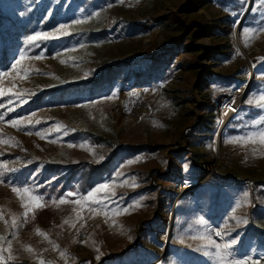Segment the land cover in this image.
Returning a JSON list of instances; mask_svg holds the SVG:
<instances>
[{
  "label": "rangeland",
  "instance_id": "1",
  "mask_svg": "<svg viewBox=\"0 0 264 264\" xmlns=\"http://www.w3.org/2000/svg\"><path fill=\"white\" fill-rule=\"evenodd\" d=\"M233 1L221 6L216 0H115L93 6L81 0H0L3 14L30 28L11 48L9 66L0 69L9 73L0 79V87L20 96L0 97V138L8 140L0 143V164L5 165L0 177V245L10 248L5 258L13 257L6 264H146L162 252L160 231L168 226L173 192L191 186L205 172L208 178L197 187L205 185L210 198L195 196L193 190L178 198L169 249L157 264H218L213 248L197 250L209 237L221 245L238 240L230 260L251 264L255 257L264 258V194L252 185L264 179V145L258 137L255 143L229 142L264 129V107L256 106L264 95V60L259 59L264 58V0H251V16L237 42L235 26L250 0ZM243 2L245 8L240 7ZM48 18L55 22L42 26ZM76 19L84 22L72 24ZM61 24L69 25L71 34L28 49L31 55H45L40 60L26 57L18 69L27 75H18L12 65L27 47V38L36 32L54 33ZM156 57L175 66L170 79L149 75ZM247 58L254 61L252 69ZM117 61L130 66L129 80L113 79L99 93L72 102H49L54 88L88 84L99 69ZM250 69L253 84L239 112L226 123L217 152L223 100L249 77ZM216 75L234 76L236 81L221 86L213 81ZM124 95L128 105L122 103ZM33 99H40L41 106L30 107ZM250 99L252 104L246 102ZM121 114L129 117L120 120ZM21 118L27 126L19 130L8 123ZM201 122L205 129L188 141L187 130ZM117 143L134 152L85 192L46 168L49 161L100 163ZM175 152L184 154L178 157ZM136 157L142 160L127 163ZM117 173L123 175L113 182ZM101 183L111 185L109 194L115 192L107 208L91 205L93 212L87 204L72 203ZM12 187L31 188L44 198L43 206L25 218L22 194ZM68 192L74 195L67 197ZM61 198L68 202L59 204ZM133 202L139 206L127 214L112 211ZM241 217L248 222L238 223ZM200 220L204 223H197ZM217 231L225 235L217 237Z\"/></svg>",
  "mask_w": 264,
  "mask_h": 264
},
{
  "label": "trees",
  "instance_id": "2",
  "mask_svg": "<svg viewBox=\"0 0 264 264\" xmlns=\"http://www.w3.org/2000/svg\"><path fill=\"white\" fill-rule=\"evenodd\" d=\"M81 2L89 3L93 6H105L109 3L115 2V0H81ZM218 5L225 6L229 3H234L233 0H216ZM246 7V2H243L240 6ZM246 9V8H245ZM244 9V11H245ZM251 16L250 9L246 14L242 24ZM40 18V16L38 17ZM56 18V17H55ZM42 26H50L55 22L54 18H48L41 21ZM30 30L27 25H19L16 21L10 19L7 15L0 11V69H6L9 64L12 55H10L11 48L16 45L17 38L23 33H27ZM130 66L122 61H117L106 67H102L98 70L96 77L90 80L88 84L73 83L66 87L54 88L52 94L54 97L49 101L51 104L62 102H72L77 98H83L87 94L94 95L99 93L98 89L102 86H110L111 80L117 79L119 81H127L131 77ZM149 75L153 76L154 80H167L174 74L175 66L171 63H160L159 57L152 60L150 67L148 68ZM213 81L221 84V86H228L236 81L234 76H221L216 75ZM253 82H251V85ZM40 99H33L29 104L33 109L41 106ZM204 127V122L189 128L186 132L188 141H192V137L199 136ZM132 149V150H131ZM134 152V148L128 145L115 144L111 147V150L105 155V158L100 163H94L91 160L84 159L74 163L63 164L58 161H49L47 163V169L57 174L58 179H63L68 182L74 183L77 188L82 192L92 188L95 184L104 179L105 176L111 174L117 163L124 160L129 154ZM184 153L175 152V156H182ZM166 177H170L169 172H165ZM253 187L258 192L264 194V179L253 181ZM262 186V187H261ZM195 196H201L209 199L210 193L206 189L205 185L196 187L194 190ZM253 211L255 207H253ZM252 228L258 232H261L257 227ZM11 264H26L23 261H19Z\"/></svg>",
  "mask_w": 264,
  "mask_h": 264
},
{
  "label": "snow or ice",
  "instance_id": "3",
  "mask_svg": "<svg viewBox=\"0 0 264 264\" xmlns=\"http://www.w3.org/2000/svg\"><path fill=\"white\" fill-rule=\"evenodd\" d=\"M84 21L82 19H76L74 21H72V24L74 25H79L81 23H83ZM69 25L67 24H61L54 33H48V32H36L34 35H30L27 40L25 41L26 44V48L24 50H22L20 52L19 55V59L16 60V62L12 65V69L14 71H17V74L19 75L20 73H24L25 75H27V73L25 72V70L23 68H19L18 66L21 65L22 61L27 57L28 59H35V60H40L45 53L43 51H41L39 54L36 55H31L28 52V49H35L40 47V44L42 42L48 41L50 39H59L63 36H68L71 33L69 31H67ZM246 31H250V30H246ZM57 33H59V35H56ZM261 60H264V58H259ZM61 63H65V61H61ZM9 75L8 72H0V79H3L4 77H7ZM87 75V74H86ZM58 79V77H57ZM13 87H15V85H13ZM12 95L15 99H20V96L17 95L16 93L12 92V89L9 88H5V87H0V97H4V96H8V95ZM113 97H108V99H112ZM12 101H9V103H11ZM249 104H252L253 101L250 99L248 101H246ZM0 106H4V105H0ZM256 106L257 107H264V95H260L259 100L256 102ZM8 112H12L14 111V109L12 107H8L7 108ZM34 115V114H33ZM4 116L0 115V120H3ZM23 119H12L9 120L8 123L14 127L17 128L18 130L21 127H26L27 125L23 124ZM36 123H40V121H36ZM32 127H34L35 125H31ZM62 126L58 125L57 128H61ZM37 136H40L41 138H45L41 132H37L36 133ZM259 138V143L264 145V129L257 131L255 133H251L248 134L246 136H242V137H234L232 138L231 141L229 142H234V143H241V142H252L255 143L256 142V138ZM12 138H9V140ZM8 140H4L2 138H0V143H7ZM71 146V145H70ZM100 159H103V157H100ZM140 160H142V157H136L135 161L133 160H129L127 161L128 164H132L133 162H139ZM29 163H31V161H29ZM5 165L4 164H0V177L5 175ZM9 171H16V169H10ZM123 175V173H117L116 176H114L113 182L118 181L120 179V177ZM133 183L131 184V186L135 187V178H132ZM125 183H127V181H125ZM110 189H111V185L108 183H101L99 184L97 187L93 188L91 191H89L87 193L86 196L82 197L81 200H75L72 201V203L74 204H80L81 207H84L86 204L89 206V210L91 211H95V208H92L91 205H100L103 204L105 205V207L107 208V201L109 199H111V197L115 196V192H111L110 193ZM12 192L17 193L18 195H21V200H22V206L26 209L24 216L25 218L28 215V212L33 211L35 208L38 207H42V201H43V197L42 196H38L33 194V190L31 188H27V187H12ZM74 194L72 192H68L66 194L67 197H71ZM27 200L26 203H23V201ZM68 201L65 198H61L59 200V204H64L67 203ZM139 206V204H137L136 202H133L132 204H129L127 206H124L123 208H118L114 211L116 214H120V213H124L127 214L129 212V210L132 207H136ZM242 206V205H241ZM235 208L233 209V212H235ZM105 215L107 216V213H105ZM247 219L244 217L238 218V223H247ZM197 223L199 224H203V220L198 221ZM39 231V230H37ZM228 235H231V233H227ZM41 235H43V233H41ZM215 235L217 237L223 236L225 235L224 232L221 231H217L215 233ZM4 239L3 237H0V240ZM193 239H196V237H193ZM208 244H202L200 245V247L197 250H203L205 248L211 247L215 250L214 255L215 258L217 259L218 264H249V261L246 259H237V260H230V257L233 255V248L234 246L238 243V240L236 238H232L230 239V241L224 243L223 245L217 243L216 240L211 239V237L208 238ZM10 243V242H9ZM29 251H31V249H28ZM10 248H5L2 245H0V264H6V259L7 260H12L13 257L11 255H9L7 258L4 257L3 253L4 252H9ZM98 251V249H97ZM205 255H208L209 253L204 252ZM61 256H65L66 253L65 252H61L60 253ZM40 264H45L44 261H41ZM252 264H261L260 261H254L252 262Z\"/></svg>",
  "mask_w": 264,
  "mask_h": 264
},
{
  "label": "built area",
  "instance_id": "4",
  "mask_svg": "<svg viewBox=\"0 0 264 264\" xmlns=\"http://www.w3.org/2000/svg\"><path fill=\"white\" fill-rule=\"evenodd\" d=\"M250 84L251 78L247 76L234 85L230 94L223 100L221 110L222 121L229 122L239 112Z\"/></svg>",
  "mask_w": 264,
  "mask_h": 264
},
{
  "label": "water",
  "instance_id": "5",
  "mask_svg": "<svg viewBox=\"0 0 264 264\" xmlns=\"http://www.w3.org/2000/svg\"><path fill=\"white\" fill-rule=\"evenodd\" d=\"M250 2H251V0L249 1L248 6H247L245 12L243 13L242 17L240 18V20L238 21V23H237L236 26H235V37H234L235 42H237V40H238V39H237V34H238V32H239V30H240V28H241V26H242V22H243V20H244L246 14L248 13V11H249V9H250V7H251ZM224 125H225L224 122H222V123L220 124V126H219V127L217 128V130H216V131H217V133H216V134H217V137H216V147H218V145L220 146V141H221V138H222V135H220V131L223 129ZM208 176H209V173L205 172V173L199 178V180H198L197 182H195V183L192 184L191 186H189V187H187V188L181 190L180 192H177L175 196L173 195L172 200H171V203H172V204H171V215H170V219H169V222H168V230H171V228H172V221H173L174 208H175V204H176L178 198H179L182 194H184V193H188V192H190V191H192V190L194 191V189H195L198 185H200L201 183H203V182L208 178ZM164 232H165V231H160V233H164ZM169 238H170V236H169ZM168 249H169V240H167L166 244H164V246H163V248H162L161 258H160V259H162V257H164V256L167 254ZM156 254H157V253H156ZM150 264H154V263H150Z\"/></svg>",
  "mask_w": 264,
  "mask_h": 264
},
{
  "label": "bare ground",
  "instance_id": "6",
  "mask_svg": "<svg viewBox=\"0 0 264 264\" xmlns=\"http://www.w3.org/2000/svg\"><path fill=\"white\" fill-rule=\"evenodd\" d=\"M248 59V64H250L251 65V69L253 68V65H254V61L252 60H250L249 58H247ZM251 69H250V72H249V77L252 75V71H251ZM251 73V74H250ZM132 95V94H131ZM128 98V97H127ZM122 103L124 104V105H128V100H126L125 99V95L123 96V98H122ZM139 107V109H137V112L138 111H140L141 110V107H140V105L138 106ZM130 114V113H129ZM121 116V118H120V120L121 119H123V118H128L129 116L127 115H120ZM224 122V127L226 126V121H223ZM220 126V125H219ZM224 127H223V129H224ZM223 129L220 131V135H221V133H222V131H223ZM216 137H217V134H216ZM217 152H218V147H217V150H216ZM181 191V189H176V192H173V195L175 196L176 195V193L177 192H180ZM171 211V210H170ZM170 215H171V213H170ZM169 218H170V216H169ZM168 227V226H167ZM166 227V229H165V232H164V234H162V241H163V243L164 244H166V242H167V240H169V236H170V231L171 230H168V228ZM160 258H161V252L158 254V255H156L152 260H149V262L148 263H146V264H150V263H154V264H157V263H159V261H160ZM254 261H260L261 262V264H264V258L263 257H260V256H258V257H255L252 261H251V264H252V262H254Z\"/></svg>",
  "mask_w": 264,
  "mask_h": 264
}]
</instances>
